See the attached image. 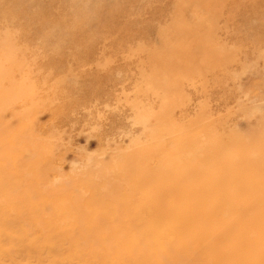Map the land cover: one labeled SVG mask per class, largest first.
Listing matches in <instances>:
<instances>
[{"label": "rangeland", "instance_id": "rangeland-1", "mask_svg": "<svg viewBox=\"0 0 264 264\" xmlns=\"http://www.w3.org/2000/svg\"><path fill=\"white\" fill-rule=\"evenodd\" d=\"M199 1L0 0V229L154 224L179 151L264 205V0Z\"/></svg>", "mask_w": 264, "mask_h": 264}, {"label": "bare ground", "instance_id": "bare-ground-1", "mask_svg": "<svg viewBox=\"0 0 264 264\" xmlns=\"http://www.w3.org/2000/svg\"><path fill=\"white\" fill-rule=\"evenodd\" d=\"M193 4L202 7L205 1ZM179 152L162 169L171 184L161 186L151 201L154 224L77 233L66 230L67 220L60 218L64 228L41 236L30 227L9 229L16 224L10 218L1 223L0 264H264V252L256 249L264 241V205H257L259 198H245L253 189L252 173L243 165L256 161L237 153L227 163L203 152L212 164L203 167L187 151ZM259 161L264 167V159ZM168 198L177 201L167 205ZM163 213L171 223L167 229L157 226Z\"/></svg>", "mask_w": 264, "mask_h": 264}]
</instances>
